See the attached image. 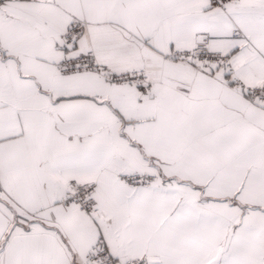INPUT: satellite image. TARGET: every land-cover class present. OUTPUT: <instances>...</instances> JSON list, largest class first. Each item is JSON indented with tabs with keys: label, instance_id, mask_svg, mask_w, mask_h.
Returning <instances> with one entry per match:
<instances>
[{
	"label": "snow or ice",
	"instance_id": "snow-or-ice-1",
	"mask_svg": "<svg viewBox=\"0 0 264 264\" xmlns=\"http://www.w3.org/2000/svg\"><path fill=\"white\" fill-rule=\"evenodd\" d=\"M0 264H264V0H0Z\"/></svg>",
	"mask_w": 264,
	"mask_h": 264
}]
</instances>
